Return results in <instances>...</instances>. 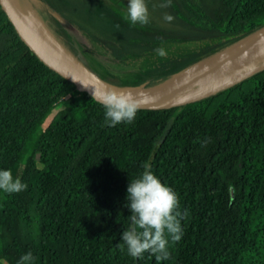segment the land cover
Instances as JSON below:
<instances>
[{
  "label": "trees",
  "instance_id": "obj_1",
  "mask_svg": "<svg viewBox=\"0 0 264 264\" xmlns=\"http://www.w3.org/2000/svg\"><path fill=\"white\" fill-rule=\"evenodd\" d=\"M39 1L59 46L123 89L155 85L264 28V0H150L143 26L126 19L124 0ZM104 111L42 64L0 8V170L27 185L0 191V264L28 252L33 264H157L119 247L127 187L144 164L188 211L160 264H264V68L179 106L138 109L131 124L109 127Z\"/></svg>",
  "mask_w": 264,
  "mask_h": 264
},
{
  "label": "clouds",
  "instance_id": "obj_2",
  "mask_svg": "<svg viewBox=\"0 0 264 264\" xmlns=\"http://www.w3.org/2000/svg\"><path fill=\"white\" fill-rule=\"evenodd\" d=\"M171 0H164L161 7L170 6ZM126 19L133 26L149 23V11L145 0H128ZM171 22L173 17L164 16ZM157 55L163 57L165 50L157 48ZM93 98L104 107L105 124L115 127L121 123L131 124L140 107L137 99L130 92L105 90L94 91ZM144 171L137 179L131 180L127 187V207L131 215L130 226L122 232V251L133 258H143L145 253L154 256L157 264L170 258V247L178 244L183 236L181 221L188 216V211L180 210L176 192L150 170V165H143ZM27 185L19 178H13L10 170H0V191L18 193L26 190ZM35 257L31 252L21 256L17 264H33Z\"/></svg>",
  "mask_w": 264,
  "mask_h": 264
},
{
  "label": "water",
  "instance_id": "obj_3",
  "mask_svg": "<svg viewBox=\"0 0 264 264\" xmlns=\"http://www.w3.org/2000/svg\"><path fill=\"white\" fill-rule=\"evenodd\" d=\"M33 1L37 4H40L39 0ZM0 8L7 17V20L13 27L19 39L27 46V48L42 64H44L47 68L71 83L77 91L84 92L89 98L98 103H100L98 99L93 98L94 91L103 92L105 90H115L117 92L132 93L140 105L139 109L153 110L179 106L227 88L232 84L248 77L254 72L264 68V39L255 50L240 56V58H237L233 62L223 65L218 64L217 62V59H219V57L225 52L233 49L242 42L249 43L253 38L260 36L264 32V28H262L252 35L248 36L247 38L233 44L230 47L225 48L214 56L194 66L177 72L155 85L146 88L123 89L109 86L98 80L99 82H101L102 86H97L89 78L83 75V73H81L79 69L74 67L68 62V60L58 54L53 49V47L44 40V38H41L38 30L26 17L18 0H0ZM261 60L263 62L257 70L247 75L246 77L233 82L230 85H227L215 91L211 90L208 94L200 98L188 100L176 99V95L182 92L196 88L204 89V87L215 85V83H217L219 80L237 73L238 71L244 69L246 66L255 62H259ZM210 70H216V72L208 74Z\"/></svg>",
  "mask_w": 264,
  "mask_h": 264
},
{
  "label": "bare ground",
  "instance_id": "obj_4",
  "mask_svg": "<svg viewBox=\"0 0 264 264\" xmlns=\"http://www.w3.org/2000/svg\"><path fill=\"white\" fill-rule=\"evenodd\" d=\"M39 35L41 36V38H43V34L39 33ZM263 39H264V32L260 36L253 38L249 43L248 42H242L238 46H236L233 49L222 54L219 57V59H217L218 64L223 65L226 63L233 62L237 58H240V56L255 50L258 47V45H260V43ZM262 62L263 61L261 60L259 62H255L253 64H250V65L246 66L244 69L238 71L237 73H234L230 76H227V77L219 80L217 83H215V85L204 87V89L196 88V89H191V90L182 92V93L176 95L177 96L176 99H178V100L196 99V98H200V97L208 94L209 91H211V90L215 91V90L221 89V88H223L227 85H230L233 82L251 74L252 72H254L255 70H257L260 67ZM216 70H218V69H216ZM216 70H214V71L210 70L208 72V74L216 72ZM91 81L98 86V83H96L93 80H91ZM100 84H101V82H100ZM99 86H101V85H99Z\"/></svg>",
  "mask_w": 264,
  "mask_h": 264
},
{
  "label": "rangeland",
  "instance_id": "obj_5",
  "mask_svg": "<svg viewBox=\"0 0 264 264\" xmlns=\"http://www.w3.org/2000/svg\"><path fill=\"white\" fill-rule=\"evenodd\" d=\"M128 6V0H124ZM19 2V0H18ZM21 2V3H20ZM19 4L22 7L26 17L28 18V20L31 22V24L38 30L39 33L43 34V38L46 42H48L53 49L60 54L61 56H63L66 60H68V62L70 64H72L74 67H76L77 69H79V71L81 73H83V75H85L87 78H89L90 80L95 81L96 83H98V85H101L100 82L94 78L91 74H89L86 70H84L71 56H69L60 46L59 44L54 40V38L52 37L51 33L49 32L48 28L43 24V22L40 20L38 14L36 13L35 7L32 3V0H20ZM146 4L150 3V0H145ZM149 11V15H150V10ZM53 112H51V114L46 118V121L49 119V117H51ZM46 181L48 183L51 182L50 177H46L45 178Z\"/></svg>",
  "mask_w": 264,
  "mask_h": 264
}]
</instances>
